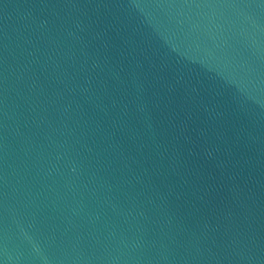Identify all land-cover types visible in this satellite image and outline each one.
<instances>
[{"label":"water","instance_id":"obj_1","mask_svg":"<svg viewBox=\"0 0 264 264\" xmlns=\"http://www.w3.org/2000/svg\"><path fill=\"white\" fill-rule=\"evenodd\" d=\"M0 264H264V0H0Z\"/></svg>","mask_w":264,"mask_h":264}]
</instances>
